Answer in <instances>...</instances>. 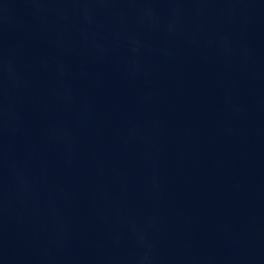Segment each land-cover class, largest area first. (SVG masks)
I'll return each mask as SVG.
<instances>
[{"label": "water", "instance_id": "95a60500", "mask_svg": "<svg viewBox=\"0 0 264 264\" xmlns=\"http://www.w3.org/2000/svg\"><path fill=\"white\" fill-rule=\"evenodd\" d=\"M0 264H264V0H0Z\"/></svg>", "mask_w": 264, "mask_h": 264}]
</instances>
